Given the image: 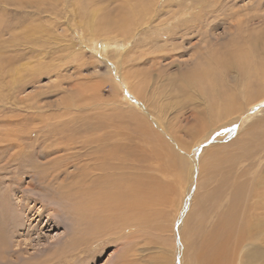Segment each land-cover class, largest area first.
<instances>
[{
    "label": "bare ground",
    "instance_id": "1",
    "mask_svg": "<svg viewBox=\"0 0 264 264\" xmlns=\"http://www.w3.org/2000/svg\"><path fill=\"white\" fill-rule=\"evenodd\" d=\"M59 1L0 0V76L4 75L5 70L8 69L6 73L8 72L12 77V83L15 84L16 77L28 69V65L22 62L25 60L29 63L34 62V59L44 55L42 49L44 45L37 40V34L39 36L43 29L41 26L32 25V22L36 17L39 19L40 16L51 11L46 10V7L59 8ZM81 1L77 0L75 5H78L81 25L91 37H96L94 51L103 53L102 56L110 57L113 61L110 62L113 70L109 68L106 76L110 80L112 90L117 94V96L114 95L118 99L115 103L119 104L114 106V109L119 112L117 116L121 120L123 118L128 121L133 120L138 125L135 128L138 131L136 133L141 136V139H138L141 141L143 138L151 139L149 142L154 147L148 150L151 155L148 153L149 156L148 154L139 156L140 154L135 150H129V146L126 147L122 143L123 133L118 131L114 134L106 133L103 139L102 134L96 136L95 133L99 131L97 129L91 131L93 135H89L90 132L88 135L84 134L86 136L79 142L81 148L77 146L78 142L75 145L70 139L56 140L55 144L40 147L37 152L34 149L46 170L42 166H31V171L35 173L31 181L39 186L37 188L34 183L30 190L37 192L41 197H47L51 200L48 201L56 206L64 200H69L71 190L74 191V189L68 188L64 192V186L59 187L60 189L56 186L60 183V174L67 172L65 166L69 167L71 162H76L73 166L76 173L84 170L83 172L89 173V177L94 178L95 181L91 180L92 184L100 181L108 189V194L104 198L91 196L88 201L85 199L87 207L85 204L82 207L78 204L76 207L70 206L71 212L84 213L82 221L88 230L94 232H100L105 228L121 230L125 223L133 218L134 223L130 225L131 228L128 225L125 227L130 233L135 224L137 227L142 223L145 225L149 221V214L156 212L155 217L159 221V218L165 216L160 213L169 212L173 228L177 227L176 237L181 236V242L176 251V263L264 264V62H261L258 56L248 58V50L237 47L238 52L230 55L228 60L220 59L218 56L211 63L195 67L183 77L181 86L177 88V92L186 98L181 97L184 101L181 100L173 106L178 108L179 113L186 107L195 108L189 109L187 117L183 113L179 114L182 115V117L178 115L182 126L175 127L173 133L166 132L161 124L162 121L160 122L155 113L150 110L151 105L150 109L149 106L146 108V105L143 107L139 100L143 98L147 101L139 86L142 75L132 72L133 68L131 69L128 65L130 62L126 56L129 53L127 38H130L136 24L160 22L161 16L156 10L158 0H108L109 5H105L104 8L90 7L91 0H87L86 4ZM152 18L153 20L150 21ZM172 20L175 22L179 18L167 19L165 22H160L161 26H159L161 30L168 26L166 32L169 35L172 30L168 29H173L170 27ZM134 31L137 30L134 29ZM99 46L103 47L102 51H99ZM6 54L8 56H4ZM244 56H247L248 60H244ZM152 60L153 65L158 64L156 59ZM100 64L94 58V72L97 76H102L98 70ZM234 70H237L234 73V80L240 78L241 87L231 88L229 85H222L224 83L221 81L222 77L225 78L228 72ZM124 88L127 93L125 97L122 95ZM195 95L206 101L205 108H199ZM121 109L123 111L120 112ZM42 119L43 115L35 116V120ZM48 126L47 124L43 128L47 129L43 136L57 137L56 134L60 132ZM12 139L10 133H7L5 140L12 143L9 142L10 144L6 147L14 146L18 149L12 154L17 158L19 149L22 150L23 145L17 142L12 145ZM110 139L113 140L112 143L109 142ZM115 139L119 141L115 142ZM30 144L27 146L33 147ZM170 144L173 146V151ZM235 148L237 151L231 154ZM83 150H85L84 154L81 153ZM84 157L93 160L88 161ZM235 170H237L236 174ZM161 178H171L168 184L173 186L174 182L175 188H172L171 192L165 191L164 181ZM185 178H187L186 181ZM54 193H59L57 199ZM226 193H229L228 205L221 201V197ZM22 195L19 198V206L27 207L28 211H22L23 215L25 220L30 219L28 221L33 222L36 218L32 217L31 213L37 212L35 208L37 201H31ZM26 203L29 207L24 205ZM31 204H33L32 207ZM161 204L168 205L169 210L162 213ZM115 209L125 211H118L117 219L113 220L112 212ZM63 210L67 211L65 208ZM38 214L36 215L40 219L44 218L39 210ZM155 217L153 220L157 221ZM118 220L120 225L114 226L113 222ZM15 223L14 218L12 229H10L12 234ZM22 225H24L23 220L17 228ZM6 229L8 226L5 231ZM2 230H4L3 224ZM29 231L23 227L22 230H16L11 239H8L14 244L11 246L13 253L8 255V251L3 257L5 260L3 259L2 264H18L22 256L23 263L31 264L32 262L33 264L30 260V252L36 249L37 243H33L32 232L30 236L27 234ZM22 236H24L23 240ZM7 250H10L9 247Z\"/></svg>",
    "mask_w": 264,
    "mask_h": 264
},
{
    "label": "rangeland",
    "instance_id": "2",
    "mask_svg": "<svg viewBox=\"0 0 264 264\" xmlns=\"http://www.w3.org/2000/svg\"><path fill=\"white\" fill-rule=\"evenodd\" d=\"M76 1L60 0L59 8L57 6L46 7V10L51 11L40 16L39 19L36 17L32 22V25L41 26L43 29L39 36L37 34V40L44 45L42 46L44 55L34 59V62L29 63L27 60L22 62L28 65V69L16 77L15 84L12 83V77L8 72L6 73L8 69L5 70L4 75L0 76V232H2L0 233V253L2 252L0 264L4 262L3 257L6 256V253L9 251L7 253L9 255L12 252L11 246L14 244L10 243L8 239H11L16 230H22L23 227L30 230L27 233L29 236L32 232L33 243L38 244L35 246L36 249L30 252V260L33 261V264H175L177 261L176 251L181 242V236L176 237L177 227L173 228L172 226V217L167 212L168 205H162L166 200H163L161 208L163 209L162 213L167 212V214L160 213L165 216L159 218V221L155 217V212L149 214V221L145 225L142 223L137 227L135 224L136 226L130 233L125 227L127 225L130 227L134 223L133 218L126 222L121 230L105 228L100 232H94L85 227V223L82 221L84 213L76 211L73 213L70 206L76 207L78 204L82 207L91 196L104 198L108 194V189L100 181L92 184L91 180L95 181L94 178L89 177V173L83 172L84 170L76 173L75 167L73 168L76 162H71L69 167L65 166L67 172L60 174V183L58 186L55 185L58 189L64 186V192L68 188L74 189V191L71 190L69 200H64L56 206L49 202L51 200L47 197H41L37 192L30 190L31 185L35 183L31 181L32 175L35 174L34 171H31V166H42L46 170L45 165L41 164L42 161L35 152L39 151L40 147L55 144L56 140L67 141L70 139L75 145L78 142L77 146L81 148L79 142L82 137L84 138L89 132V135H93L91 131L97 129L99 131L95 133L96 136L102 134L103 139L106 133L114 134L116 131L123 133L122 143L126 147L129 146V150H135L140 154L139 156L148 154L150 152L148 150L154 147L150 144L151 139L140 140L141 136L135 129L138 125L133 120L128 121L124 118L121 120L117 116L119 112L114 109L115 105H119L115 103L118 99L114 95L117 96V94L112 90L110 80L106 76L109 68L113 70L110 63L113 61L110 57L102 56L103 53L94 51L96 37H91L81 25L78 5H75ZM86 1L82 0L81 2L86 4ZM91 1L89 4L92 8H104L109 5L108 0ZM156 10L161 16L159 19L161 23L167 19L179 18L178 21H171L170 27L173 29H168L172 30L171 34L166 32L168 26L161 30L162 28L159 27L161 23L158 21L142 24L139 22L134 28L137 31L133 29L130 38H127L129 39L127 48L129 53L126 56L130 62L128 65L131 66V69L133 68L132 72L142 75V78L139 79V86L141 92L143 91L142 95L147 98V101L139 98L143 107L146 105V108L149 106L150 109L151 105L150 110L155 113L160 122L162 121L161 124L165 127L166 132L173 133L175 127L182 126L179 118L182 115L179 114L183 113L187 117L189 109L195 108L186 107L179 113L178 108L173 107L177 102L184 101L181 99L182 95L177 92V88L181 86L183 77L188 72L194 70L198 65L211 63L218 56L220 59L228 60L230 55L238 52L236 50L238 48L248 50V58L258 56L259 60L264 62V0H158L156 1ZM152 20L153 18L150 21ZM121 38L126 39V37ZM233 43L235 44L233 45ZM98 48L99 51H102L103 47L99 46ZM34 55L38 54L34 53ZM247 56H244V60H248ZM94 58L101 63L98 65V70L102 76H97L94 72ZM152 59H156L158 64L153 65ZM233 64L235 65V62ZM236 72L237 70L230 71L225 78L222 77L221 81L224 82L222 85L240 88L241 79L234 80ZM122 95L127 96L125 88L122 89ZM204 99L206 98L204 97ZM197 101L199 108H205L204 102L206 101L201 98H197ZM241 101L244 103L243 100ZM112 102L113 104H111ZM152 105L155 106L154 109ZM121 111L123 110L121 109ZM36 115H43V119L35 120ZM47 124L48 128L60 132L56 134L57 137L46 138L43 136L47 130L43 128ZM7 133H10L11 139L13 135L12 145L14 142L23 145L22 150L19 149L17 158L12 154L18 149L14 146L6 147L12 143L5 140ZM114 141L118 142L119 140L115 139ZM109 142L112 143L113 140ZM29 143L33 147L27 146ZM171 149L173 151L172 145ZM236 151L237 148L233 149L231 154ZM81 153L84 154L85 150ZM149 154L151 155V153ZM85 160L93 159L89 160L87 157ZM236 173L237 170H235ZM162 180L165 191L171 192L172 188H175L174 182L173 186L168 184L169 180H172L171 178ZM35 184L38 188L39 185ZM184 186L186 188L187 183ZM100 191L103 193L100 194ZM58 194L54 193L56 199ZM21 195L31 201H37L35 202L37 203L35 207L37 212L31 213V216L36 218L33 222L28 221L30 219L25 220L22 211L27 212L28 210L23 205L19 206ZM48 196L51 197V195ZM228 198L229 193L223 194L221 197L223 204L228 205ZM85 199L87 200L85 201ZM24 205L28 206L27 203ZM32 205L30 206L32 207ZM227 205L224 206V209ZM19 208L20 211H18ZM63 208L67 211H64ZM38 210L40 214L42 213L43 219L38 217ZM118 211L125 210L115 209L112 212L113 220L117 219ZM10 215L16 220L13 234L10 229H12L14 218ZM154 217L157 221L153 220ZM21 219L24 225L19 229L17 226L22 224ZM119 221L113 222L114 226H119ZM2 224L4 230H2ZM7 226L8 229L5 231ZM23 238L24 236L21 237L22 240ZM89 239L92 241L90 242ZM8 247L10 250H7ZM14 256L16 255L14 254ZM23 261L24 257L22 256L18 264H22Z\"/></svg>",
    "mask_w": 264,
    "mask_h": 264
}]
</instances>
